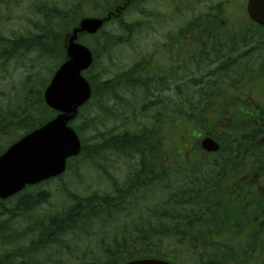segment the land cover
Listing matches in <instances>:
<instances>
[{"label":"trees","instance_id":"obj_1","mask_svg":"<svg viewBox=\"0 0 264 264\" xmlns=\"http://www.w3.org/2000/svg\"><path fill=\"white\" fill-rule=\"evenodd\" d=\"M57 2L59 1L40 0L34 5V17L27 18L22 33L15 32L7 37L0 27V81L7 77L4 73L9 70L10 63L20 59L33 63L31 69L26 68L32 75L25 78L22 97L18 98L14 106L10 105L6 112L0 109L1 135L19 134L20 139L51 121L56 115L44 102V89L50 81L45 80V77L48 73L52 77L65 61V36L77 22L74 5ZM16 4L18 5L16 0L0 2L1 26L7 14L13 13ZM101 35L103 36L95 38L94 47L90 46L96 56L94 68L89 74L94 89L91 100L82 109L78 119L74 120V128L83 138V150L79 158L73 161L78 163L86 159L91 167L99 166V160H104L107 165L123 162L132 172H129L122 182L119 180L112 183L118 189H131V193L127 197H114V200L99 194L88 197L72 194V204L56 206L54 217L48 213L36 217L33 222L36 223L37 229L34 233L29 229V234L35 235L39 231L40 239L35 240L33 245L41 247L45 243L47 250V247L54 243L50 241L53 239L56 246V254L42 251L44 261L47 264H122L140 258L172 257L174 263L180 260L182 264L264 263L263 245L260 256L246 257L249 253L246 251H249V248L254 251V248L247 246L243 240L244 230L233 229L229 233L224 226L221 208L206 209L194 194L197 175L207 174L210 171L207 166L184 169L181 181V173L169 172L168 177L175 178H168L166 182L168 193L165 200L157 203L154 202L153 196L150 205L137 208L139 203L134 204L135 194L150 188L155 193L160 191L161 170L156 172L154 167L159 169L165 156L161 145L163 137L166 140L172 138L169 133H161L160 124L167 120L182 121L190 116L185 113L179 118L175 117L176 112L171 113L170 108L162 115L155 101L150 99L158 97L153 93L157 89L151 91L147 81L136 87L131 81L121 82L115 72L111 75L106 73V66L102 67L100 63L101 55L108 58L113 46L122 36L117 38L111 34ZM232 44L238 45L236 42ZM47 63L53 66L48 69L44 67L47 71H36L35 74L36 66ZM35 77L40 80L39 89L34 86ZM147 94L149 98L146 97ZM191 100L193 99L189 98V102L185 104L194 108ZM173 104L172 108L176 110V103ZM117 107L120 109L119 115L116 112ZM106 122L113 125L120 122V126L102 131L100 126H104ZM3 126L9 130L3 129ZM19 132L23 135L20 136ZM4 150L5 148H0V155ZM148 163L152 168L150 175L145 172V164ZM111 179L114 180L113 177ZM38 199L47 198L38 196ZM34 200L36 202L37 198L34 197L27 203ZM132 207H135V214L139 216L137 220H131V215L128 214ZM227 214L231 217L239 216L234 211ZM8 216L10 219H17L15 213ZM126 216L128 222L120 224V219ZM103 223L112 227L119 224L120 226H116L118 230L110 233L111 236L108 237V232L100 236L99 225ZM124 224L128 226L123 227ZM239 231L241 233L238 234ZM26 234L28 233L13 231L4 237L0 243L1 252L5 254L6 249L12 247L26 248L18 241ZM85 239L89 240L88 244ZM68 255L69 262L64 260Z\"/></svg>","mask_w":264,"mask_h":264},{"label":"flooded vegetation","instance_id":"obj_2","mask_svg":"<svg viewBox=\"0 0 264 264\" xmlns=\"http://www.w3.org/2000/svg\"><path fill=\"white\" fill-rule=\"evenodd\" d=\"M230 1L163 0L159 10H153L149 5L157 6V0H106L107 14L120 15L111 14L104 20L108 22L115 17L113 21L119 23L116 31L124 33L129 41L141 33L151 32H157L149 36L153 42L163 39L150 51H134L130 65L119 67L115 73L121 82L128 80L140 87L147 81L151 91L157 89L153 93L158 97L150 99L155 101L162 115L176 101L175 115L178 114V118L185 113L190 116L188 123L192 124L193 141L187 153L191 151L192 157L182 160L180 171L206 164L210 171L197 175L194 194L206 209L220 207L224 226L244 230L243 240L247 246L258 247L264 232V28L245 17L238 29H229L230 16L217 7L226 10ZM200 2H211L214 5L212 14L193 13ZM65 3L74 4L77 13L84 5L90 7L85 16L101 17L104 14L103 6H100L103 0H67ZM165 4L171 6V13L164 12ZM125 5L127 7L120 13L117 8ZM123 15L127 16L126 24ZM85 16L77 18L80 20ZM184 84L193 85L191 98L181 90ZM146 97L149 98V94ZM189 98L195 102L194 108L185 104ZM182 126L183 122L176 120V127L171 124L168 128L170 132H181ZM206 138L219 145L218 152L209 153L203 149L202 142ZM145 170L150 175L151 169ZM161 172V189L167 191V164L162 165ZM27 191L29 189L1 203L0 243L10 234L8 214L15 213L18 221L24 219V211L33 214L39 199L31 203L27 202L34 198L22 200L28 198L29 195L24 194ZM129 193V190H118L108 198L127 197ZM51 210L47 213L54 217ZM231 211L239 216H229L227 213ZM29 229L26 227L24 233L29 234ZM36 229L33 222L32 233ZM34 236H38V241L39 231ZM13 251L17 252L15 264H40V257L33 249L21 246V250ZM255 253L252 251L250 256L255 257ZM41 258L45 260V256ZM2 263L13 264L6 253H0Z\"/></svg>","mask_w":264,"mask_h":264},{"label":"rangeland","instance_id":"obj_3","mask_svg":"<svg viewBox=\"0 0 264 264\" xmlns=\"http://www.w3.org/2000/svg\"><path fill=\"white\" fill-rule=\"evenodd\" d=\"M18 5L15 6V8L13 9V13H11L10 15L7 14L5 21L3 22L2 26L0 25L1 29L3 30V33L6 36H12L15 32L18 33H22L24 31V24L25 21H27V18L31 19L33 18L34 14H33V9H34V5L37 4L38 0H16ZM56 1V0H55ZM59 2L57 3H64L67 0H58ZM163 4V0H157V6L154 5H149L152 6L154 9L153 10H159L158 6H161ZM74 5V4H73ZM1 6V5H0ZM3 6V5H2ZM103 6V10H104V14L101 17H95L96 19H106L108 18L109 15H114L115 17L119 16L120 14L118 13L117 15L113 12L108 13L107 14V8L109 7V5L106 3V0H103V4L100 5ZM100 6H98V9H100ZM239 6H242V2L238 1L237 5L235 8H231L230 9V13L227 14V16H230V20H229V29H232L233 31H235L236 29H238L240 22L245 19L243 15V12H241L239 10ZM127 7V5L125 6H121L120 8H117V10L120 11L125 9ZM232 7V6H231ZM4 8V7H3ZM75 8V5H74ZM95 7L92 6V9L94 10ZM90 7H86L85 5L81 7L79 13H77L74 9V14H75V19L77 20L76 24L71 27V29H76L77 27H79V20L77 17L79 16H85L87 15V13H89ZM233 9V10H232ZM116 10V11H117ZM172 8L169 4H165L164 6V12L166 14L171 13ZM232 11H234L232 13ZM123 14V13H122ZM212 14V13H211ZM125 15H123V22L127 23V16L126 18L124 17ZM186 16V15H185ZM184 16V17H185ZM115 17H112L107 23L106 25L109 26V30H108V34L113 35L114 37H119L122 36L121 39H119L116 42V45L113 46V50L111 51L110 55L107 57H102L101 55V59H100V63L103 67L106 66V73H108L109 75H111L113 72H115L119 67L123 66H129L130 65V59L133 56V52L137 51H150L152 49L155 48V45L157 43H160L163 39H158L155 40L153 42L152 39H149V36L151 34H157L151 32L150 34L148 33H141L139 36L135 37L132 39V41H129V38L125 36V34L122 33H118L115 31L113 24L115 23V21H113V19H115ZM124 28L125 26L122 25ZM125 30H127L125 28ZM79 38L83 39L84 41H86L90 46L94 47V41L95 39H92L88 36H86V34H81L79 36ZM123 39H127L126 41H123ZM107 58V59H106ZM107 60V61H106ZM25 65V66H24ZM33 63H28L25 61H22L21 59L18 62H12L9 65V70H7V73H4V76L6 77L5 79H3L2 81H0V109L2 110H6L11 106H14L16 104V101L18 100V98L22 97L23 94V83L25 81V78L27 76H30L32 74H29L26 70V68H32ZM34 65H36V63H34ZM11 66V67H10ZM53 65L50 63L47 64H43L42 66H36L35 69V74L37 73L36 71H47L48 68H51ZM44 67H47V69H44ZM51 74H47L45 77V80L50 79ZM44 80V79H43ZM34 86L39 89L41 87V83L40 80H38L36 77L34 78ZM183 92L187 93V95H189V97L191 98L193 95V85L192 84H184V89H181ZM188 99V98H187ZM193 102V101H192ZM176 103V101H175ZM193 104L195 105V102H193ZM119 107H117V114H120V109H118ZM170 112L171 113H175L176 110L174 108H172V106L170 107ZM189 118H186L182 120L183 122V130H186L189 128L191 122H189ZM108 124V125H107ZM172 124L173 127H176V121L174 120H170L167 122H162L160 124V128L159 130L165 133H169V134H173L174 132H170L168 126H170ZM118 125L120 126V122H118L117 125H113L112 123H106L104 124V126H100V129L102 131H108L111 130L112 128H119ZM6 127V126H5ZM99 128V126H98ZM3 129L9 130L8 128H4ZM182 130V131H183ZM21 132V131H20ZM19 132V133H20ZM23 135V133H20V136ZM18 136H5V135H1L0 134V148L1 149H6L9 145H12L17 139ZM167 143L166 138L163 137V142ZM190 146V141H187L185 146L178 151L175 155L176 157H183L185 155L186 150L188 149V147ZM180 153V154H179ZM91 161V160H89ZM167 160L163 161L162 159V163L165 164ZM100 165L99 166H89L91 165L90 163L86 162V159L81 161V162H75V161H71V164L69 166L68 172L63 175L60 179H57L53 182L47 183L43 186H38L35 187V191H30L27 195L28 198H24L22 200H28L31 198L36 197L38 199V196H42V197H46L47 199H40L39 201H41V203H37L36 205H34V210H33V214H29L27 211H24L22 213V216L24 217V219L22 221H18L17 219H8L7 216H3L5 219L7 218V225H8V232L10 234L14 232H25V228L26 227H30L32 229V223L34 221V219L36 217H40L42 215H45L49 209H52L54 212L56 209V206L60 205H71L72 204V194H75L76 196H80V197H88L91 196L92 194H99V195H104V193H110L109 187L113 186L112 182L115 181H119L122 182L129 174V172H132L130 168L127 167L126 164L120 162L117 165H113L111 167H109V165L105 164L104 160H99ZM111 162V161H108ZM89 165H88V164ZM149 166H151V164H149ZM103 167V168H100ZM151 168V167H150ZM156 169V167H154ZM103 174V178L102 175ZM113 177L114 180H112L111 178ZM113 191V189L111 190V192ZM146 191L144 193L139 194L137 197H135V203H139V205L137 206V208L143 207L144 204H142L144 202V198L146 196ZM21 201V200H20ZM160 201V197L159 194L155 197L154 202H159ZM41 204V205H40ZM18 204H13L12 206H17ZM135 213V207H132L131 211L128 212L129 215H136ZM1 217V216H0ZM139 218V216H133V218L131 220H137ZM2 219V218H1ZM3 220V219H2ZM121 223L122 222H128V218L127 216L124 219H120ZM116 226L119 228L118 225H115L114 227L112 226H108L107 223H103L101 225H99L100 232L99 235L100 236H104L106 232L109 233L108 237L111 236L110 233H113V231L115 232L116 230H118L116 228ZM70 239V238H69ZM67 239L68 242H70V240ZM36 240V237H34V235L31 234H26L23 236L22 239H19V243L21 245L26 246L27 249H33L35 250V252L38 255L44 256L42 255V251L45 250L49 251L50 254H56V246H54L55 241L52 239L50 241H53L54 243H52L49 247H47V250L45 248V243H43L41 245V247L39 246H34V241ZM30 241V242H29ZM85 242L88 244L89 240L85 239ZM84 243V242H83ZM82 243V244H83ZM81 244V245H82ZM49 245V244H48ZM0 253L1 250H0ZM6 254L9 256V260H12L13 264H15L17 257L16 251H13V249H6ZM40 256V260L39 263L41 264H47L46 261H44ZM70 259V256L68 255V258ZM58 261H60L58 259ZM45 262V263H44ZM69 262V261H68ZM3 264V263H2ZM50 264H56V262L50 263ZM67 264V263H64Z\"/></svg>","mask_w":264,"mask_h":264},{"label":"water","instance_id":"obj_4","mask_svg":"<svg viewBox=\"0 0 264 264\" xmlns=\"http://www.w3.org/2000/svg\"><path fill=\"white\" fill-rule=\"evenodd\" d=\"M251 19L264 26V0H250ZM104 20L84 19L67 43V59L55 73L44 97L47 106L58 116L12 145L0 157V198L7 199L27 185H36L64 174L67 161L81 152V140L69 126L79 109L91 98L92 89L82 73L92 65L93 54L77 42L80 33H97ZM205 149L218 146L206 142ZM124 264H171L161 259H141Z\"/></svg>","mask_w":264,"mask_h":264},{"label":"bare ground","instance_id":"obj_5","mask_svg":"<svg viewBox=\"0 0 264 264\" xmlns=\"http://www.w3.org/2000/svg\"><path fill=\"white\" fill-rule=\"evenodd\" d=\"M98 20H104V19H98ZM104 21H105V24H106V23H107V21H106V20H104ZM80 34H84V33H80ZM78 37H79V34H78ZM92 95H93V89H92L91 98H92ZM91 98H90V100H91ZM90 100H89V101H90ZM89 101H88V102H89ZM88 102H87V103H88ZM87 103H86V104H87ZM123 218H124V217H123Z\"/></svg>","mask_w":264,"mask_h":264}]
</instances>
